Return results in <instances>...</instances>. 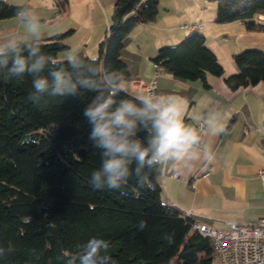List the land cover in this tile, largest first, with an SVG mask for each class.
I'll list each match as a JSON object with an SVG mask.
<instances>
[{
	"label": "trees",
	"instance_id": "trees-1",
	"mask_svg": "<svg viewBox=\"0 0 264 264\" xmlns=\"http://www.w3.org/2000/svg\"><path fill=\"white\" fill-rule=\"evenodd\" d=\"M216 3L214 21H238L249 31L264 30L255 18L264 15V0H208ZM67 0H56L57 13ZM159 0H116L109 25L99 42L97 56L78 51L85 63L125 76L120 58L125 38L140 24L156 19ZM0 0V20L16 17L18 7ZM28 7V6H27ZM69 30L41 40L42 51L54 61L67 48ZM237 72L224 69L207 47L205 36L190 31L181 41L158 48L153 62L183 80H200L206 74L222 77L230 90L264 81V51L247 48L232 56ZM31 77L5 83L0 80V243L14 252L0 264H62L90 237L109 241L108 253L118 264H212L211 241L192 230L196 220L160 200L159 166L145 169L147 186L133 175L119 189L95 190L91 173L99 169V150L88 141L89 126L81 112L93 93L79 97H45L34 106L28 100ZM121 93V98H133ZM134 167V166H133ZM147 227L141 231L139 221ZM55 221L56 229L47 227ZM172 237L168 243L164 234Z\"/></svg>",
	"mask_w": 264,
	"mask_h": 264
},
{
	"label": "crops",
	"instance_id": "crops-1",
	"mask_svg": "<svg viewBox=\"0 0 264 264\" xmlns=\"http://www.w3.org/2000/svg\"><path fill=\"white\" fill-rule=\"evenodd\" d=\"M116 0H67L65 9L57 13L56 0H26L29 8H44L38 15L43 25V38L69 30L65 43L81 32L74 50L97 56L99 42L109 25ZM19 4L16 0H6ZM215 7L207 0H159L154 21L137 25L125 38L120 58L127 66L123 76L127 92L133 96L146 93L131 83L155 81L153 94L183 98L185 123L201 134V148L208 146L212 158L170 161L160 165L157 182L160 200L180 211L191 212L197 222L223 228L227 220L255 222L264 217V81L230 90L222 77L206 74L205 87L200 80H183L156 68L153 58L159 47L176 44L190 29L182 25L197 24L195 30L206 39L224 69V76L237 72L232 56L247 48L264 51V30L249 31L238 21L216 23ZM264 23V15L255 18ZM11 34L24 35L16 17L0 20V40ZM75 35V36H74ZM72 44V42H71ZM64 54L66 58L67 54ZM218 116L224 133L212 136L210 118ZM202 126H199V122ZM176 174V176H173Z\"/></svg>",
	"mask_w": 264,
	"mask_h": 264
},
{
	"label": "clouds",
	"instance_id": "clouds-1",
	"mask_svg": "<svg viewBox=\"0 0 264 264\" xmlns=\"http://www.w3.org/2000/svg\"><path fill=\"white\" fill-rule=\"evenodd\" d=\"M16 19L24 35L11 34L0 40V80L19 83L31 77L28 100L37 107L47 103L45 97L93 93L81 112L90 129L88 141L101 157L99 169L91 173L93 189H119L133 175L141 187L151 188L145 169L150 171L170 161L196 160L201 154L212 158L210 146L206 151L201 148L198 129L185 123L183 98L146 92L117 99L121 93L127 95L123 73L101 69L95 62L85 63L76 50L66 56L71 69L68 71L63 63L42 51L43 25L39 16L21 6L16 10ZM208 131L212 136L224 133L218 116L210 118ZM47 227L56 229L57 224L49 221ZM146 227V221H139V230ZM163 239L172 242L167 233ZM109 247V241L93 236L60 259L62 264H118L108 253ZM13 252L11 245L0 243V259Z\"/></svg>",
	"mask_w": 264,
	"mask_h": 264
},
{
	"label": "built area",
	"instance_id": "built-area-1",
	"mask_svg": "<svg viewBox=\"0 0 264 264\" xmlns=\"http://www.w3.org/2000/svg\"><path fill=\"white\" fill-rule=\"evenodd\" d=\"M198 27L197 24H184L181 28L194 30ZM156 68L161 69L157 65ZM131 83L146 92H153L156 87L155 81L144 84L131 80ZM199 126H202L201 121ZM259 177L264 182V170L259 172ZM184 213L191 215L189 210ZM225 223V227L216 228L196 221L192 230L211 241L212 256L220 264H264V217L255 222L227 220Z\"/></svg>",
	"mask_w": 264,
	"mask_h": 264
},
{
	"label": "rangeland",
	"instance_id": "rangeland-1",
	"mask_svg": "<svg viewBox=\"0 0 264 264\" xmlns=\"http://www.w3.org/2000/svg\"><path fill=\"white\" fill-rule=\"evenodd\" d=\"M6 1V0H5ZM17 2H21V3H19V4H12V5H24L23 3H25V1L26 0H16ZM42 1H44V0H42ZM46 2H47V4L48 3H51V0H45ZM208 1V0H207ZM23 2V3H22ZM209 2V4H213L214 5V7H215V9H216V3L214 2V1H208ZM8 3V2H7ZM9 4H11V3H9ZM32 11H34L35 13H38L39 12V10H45L44 8H30ZM37 15H43V17H44V15H46V14H37ZM186 32H190V31H186ZM76 35V36H75ZM74 36V38L72 39V44H71V42H69V40H67L68 41V43H70V45H71V48L70 49H72V50H74V48H75V46L79 43V40H81V38H80V35H81V32H76V34H75ZM181 41V40H180ZM178 43V42H177ZM68 51H69V49H64V50H61V51H59L58 52V54H57V59L58 60H64V59H66V58H64V54H66V53H68ZM77 52H78V50H77ZM238 53V52H237ZM92 57V56H91ZM212 264H220L219 263V261L216 259V258H213V261H212Z\"/></svg>",
	"mask_w": 264,
	"mask_h": 264
}]
</instances>
